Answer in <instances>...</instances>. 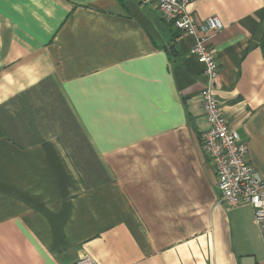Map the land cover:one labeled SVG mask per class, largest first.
<instances>
[{
	"label": "crops",
	"instance_id": "crops-1",
	"mask_svg": "<svg viewBox=\"0 0 264 264\" xmlns=\"http://www.w3.org/2000/svg\"><path fill=\"white\" fill-rule=\"evenodd\" d=\"M224 29L216 93L264 179V0H197ZM196 39L149 0H0V264H264L219 203Z\"/></svg>",
	"mask_w": 264,
	"mask_h": 264
},
{
	"label": "built area",
	"instance_id": "built-area-1",
	"mask_svg": "<svg viewBox=\"0 0 264 264\" xmlns=\"http://www.w3.org/2000/svg\"><path fill=\"white\" fill-rule=\"evenodd\" d=\"M162 16L179 32L195 37L191 54L203 66L204 87L200 103L207 121L201 135L205 157L210 161L216 177L219 203L229 209L248 205L264 236V179L248 160V145L231 126L223 113L216 93L219 66L208 47V39L224 29L218 17L197 22L188 6L197 0H149ZM76 264H90L80 260Z\"/></svg>",
	"mask_w": 264,
	"mask_h": 264
},
{
	"label": "water",
	"instance_id": "water-1",
	"mask_svg": "<svg viewBox=\"0 0 264 264\" xmlns=\"http://www.w3.org/2000/svg\"><path fill=\"white\" fill-rule=\"evenodd\" d=\"M243 264H255V260L253 258H245Z\"/></svg>",
	"mask_w": 264,
	"mask_h": 264
},
{
	"label": "trees",
	"instance_id": "trees-1",
	"mask_svg": "<svg viewBox=\"0 0 264 264\" xmlns=\"http://www.w3.org/2000/svg\"><path fill=\"white\" fill-rule=\"evenodd\" d=\"M261 46H262V49H263V52H264V39H263V41H262ZM1 138H2V133H1V130H0V139H1Z\"/></svg>",
	"mask_w": 264,
	"mask_h": 264
}]
</instances>
